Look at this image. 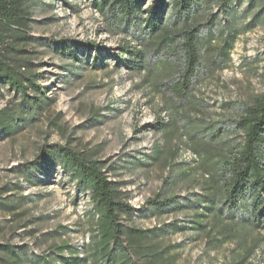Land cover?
<instances>
[{"label": "rangeland", "instance_id": "rangeland-1", "mask_svg": "<svg viewBox=\"0 0 264 264\" xmlns=\"http://www.w3.org/2000/svg\"><path fill=\"white\" fill-rule=\"evenodd\" d=\"M22 1L29 4L31 37L22 47L13 46L10 55L26 66L23 76L30 71L41 91L28 87L24 98L0 80V110L14 115L7 129L0 127V243L40 254L61 242L80 247L87 241L89 193L57 163L42 162L31 182L23 176V165L35 160L41 145L60 144L104 162L106 168L114 167L110 178L123 183L137 209L134 223L164 227L175 264H264V218L260 231L233 223L196 236L172 226L182 221L181 213L148 203L157 197L199 192L206 179L202 160L197 155L185 157L187 151L194 153L187 131L192 125L201 129L200 118L195 113L182 117L161 112L165 86L180 67L178 41L171 46L159 44L158 38L150 40L145 67L134 70L121 53L126 46L139 48V32L111 21V13H100L96 0ZM156 1H141L142 24ZM164 3L165 10L157 16L171 19L170 1ZM206 9L205 16L210 11ZM211 11L217 23L201 30L211 36L206 43L211 49L203 55L192 89L195 105L205 103L209 110L201 117L205 124L221 116L232 118L242 103L264 94V20L240 31L228 52L220 36L233 32L230 18L217 6ZM205 16L197 22H205ZM250 21L252 15L236 26ZM159 119L171 121L167 131L154 129ZM157 148L162 151L159 158H149Z\"/></svg>", "mask_w": 264, "mask_h": 264}, {"label": "trees", "instance_id": "trees-1", "mask_svg": "<svg viewBox=\"0 0 264 264\" xmlns=\"http://www.w3.org/2000/svg\"><path fill=\"white\" fill-rule=\"evenodd\" d=\"M141 1L96 0L94 6L102 14L111 13V21L139 32V48L126 46L121 53L122 58L128 56L125 60L134 70L145 67V48L150 40L158 38L159 44L164 42L171 46L178 41L180 67L165 86L167 98L161 112L173 111L182 117L195 113L200 118L204 126L199 129L192 125L187 132L193 141L191 150L202 160L207 172L206 179L199 184V192L185 196L172 194L163 199L157 197L149 199L148 203L156 209L181 213L182 221H176L172 226L187 229L196 236L211 234L221 226L219 230H224L233 223L262 230L264 94L249 104L242 103L232 118L221 116L205 124L203 120L206 119L201 117L209 110L205 103L195 105L192 89L203 55L211 49L206 45L211 36L202 35L201 30L203 27L210 29L217 23L212 8L219 7L220 13L230 18L233 32L222 34L223 26L219 33L222 34V47L227 46L229 52L240 31L252 28L256 20H264V0H169L171 19L164 20L157 16L165 10L164 0H157L149 9L150 15L144 24L139 18ZM244 3L247 7L242 8ZM206 8L210 11L205 16ZM26 12H30L29 4L22 0H0V43H4L0 49V80L20 91L24 98L28 87L41 91L30 71L23 76L21 70L26 66L13 61L10 55L13 46L22 47L31 37ZM251 15L252 21L236 26ZM202 16L206 21L198 23ZM220 51L229 57L227 51ZM108 110L117 111L111 107ZM10 121H14L12 112L0 110V127L7 129ZM170 125L171 121L159 119L153 127L158 132H165ZM198 133H201L199 138ZM160 154L162 151L157 148L148 157L155 160ZM42 162L57 163L79 189L89 193L92 210L88 239L80 247L61 242L40 254L22 246L0 243V264H175L176 254L171 253V245L166 243L164 227L143 228L134 223L137 209L129 202L130 195L123 183L110 178L114 167L106 168L104 162L68 146L44 144L39 147L35 160L23 165V176L27 181L31 182L35 169Z\"/></svg>", "mask_w": 264, "mask_h": 264}, {"label": "built area", "instance_id": "built-area-1", "mask_svg": "<svg viewBox=\"0 0 264 264\" xmlns=\"http://www.w3.org/2000/svg\"><path fill=\"white\" fill-rule=\"evenodd\" d=\"M185 157H187V159H192V158L194 159L196 157V155L190 151H187L185 153Z\"/></svg>", "mask_w": 264, "mask_h": 264}]
</instances>
